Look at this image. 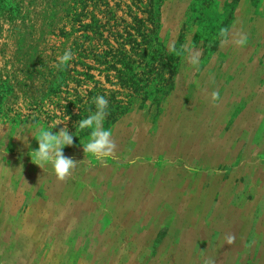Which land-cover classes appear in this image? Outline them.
I'll return each instance as SVG.
<instances>
[{
	"label": "rangeland",
	"instance_id": "obj_1",
	"mask_svg": "<svg viewBox=\"0 0 264 264\" xmlns=\"http://www.w3.org/2000/svg\"><path fill=\"white\" fill-rule=\"evenodd\" d=\"M109 3L98 36L79 0H0V264H264V0ZM97 95L106 159L77 126ZM41 126L76 136L63 180L28 155Z\"/></svg>",
	"mask_w": 264,
	"mask_h": 264
},
{
	"label": "clouds",
	"instance_id": "obj_2",
	"mask_svg": "<svg viewBox=\"0 0 264 264\" xmlns=\"http://www.w3.org/2000/svg\"><path fill=\"white\" fill-rule=\"evenodd\" d=\"M226 32V29L222 30V35ZM246 42L247 36L243 34H238L232 41L237 46H244ZM71 58V51L65 50L63 55L59 57L58 67H63ZM189 60L192 65L198 64V53L191 54ZM211 97L215 101L219 98V93L213 91ZM92 100L96 110L77 122L78 129L90 130L87 142L83 144L82 148L84 153H88L92 157L106 159L115 149V142L111 139V129L103 127V121L107 115L108 100L104 95H97ZM31 135L38 145L28 153L32 163L41 169L50 167L52 173L58 179L63 180L77 163L71 157L63 155L64 149L72 146L74 137H76L74 133L70 132L66 126L56 132H53V128L49 129L41 126L34 129ZM229 239L231 240L233 237H229Z\"/></svg>",
	"mask_w": 264,
	"mask_h": 264
},
{
	"label": "trees",
	"instance_id": "obj_3",
	"mask_svg": "<svg viewBox=\"0 0 264 264\" xmlns=\"http://www.w3.org/2000/svg\"><path fill=\"white\" fill-rule=\"evenodd\" d=\"M81 3V13H75V16H77V19H75L76 24L77 23H82L83 19L82 17L87 15V12L92 9V24L89 25H81L80 28H83L85 30V32L90 31L95 35L98 36H102L103 35V30L107 27V26H112V28H114L115 26L113 25V23L116 22L117 19V13L116 10H114L113 7H111L109 0H79ZM140 1L142 3V0H137ZM152 3V2H151ZM100 7V8H99ZM99 8V9H98ZM76 9H74V11H76ZM97 12L100 13V15L102 16V19H100L97 15ZM95 13V14H94ZM150 18V16H149ZM105 20V22L103 21ZM134 21V26L130 31H126V34L128 36L129 42L132 45H137V39L135 37V34L146 39L147 36L146 34L148 33L149 29V25L146 24V22L148 21L150 24H153V20L150 18L147 20H144L142 18H139L137 15H135V17L133 18ZM112 24V25H111ZM132 31H135L137 33H132ZM82 38H84L85 40L84 43L86 42V40L89 38L87 35H83ZM79 44V41L78 43ZM83 48V45L82 47ZM88 49H86L85 51H83V53L87 54ZM127 66V65H126ZM124 71L127 73L128 69L127 67L124 69ZM132 72L130 71L129 74H131ZM124 77H127V75H125ZM136 77V73L133 72V74H131V76L129 77V81H132V79L134 80Z\"/></svg>",
	"mask_w": 264,
	"mask_h": 264
}]
</instances>
